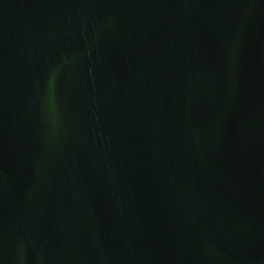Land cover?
<instances>
[{"label":"water","instance_id":"obj_1","mask_svg":"<svg viewBox=\"0 0 264 264\" xmlns=\"http://www.w3.org/2000/svg\"><path fill=\"white\" fill-rule=\"evenodd\" d=\"M0 264H264V0H0Z\"/></svg>","mask_w":264,"mask_h":264}]
</instances>
